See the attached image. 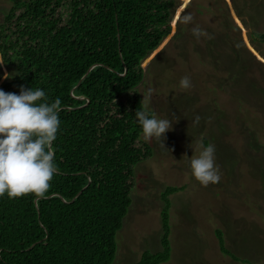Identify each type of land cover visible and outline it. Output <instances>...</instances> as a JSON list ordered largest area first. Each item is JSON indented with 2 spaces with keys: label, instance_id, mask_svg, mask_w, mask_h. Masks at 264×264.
<instances>
[{
  "label": "trees",
  "instance_id": "trees-1",
  "mask_svg": "<svg viewBox=\"0 0 264 264\" xmlns=\"http://www.w3.org/2000/svg\"><path fill=\"white\" fill-rule=\"evenodd\" d=\"M8 1L0 58L10 74L0 89H42L62 110L53 142L58 172L45 197H0V264H110L134 167L152 154L135 116L143 108L141 62L169 34L176 0ZM248 36L264 54V31ZM181 188L160 193V249L143 250L132 264L169 259L168 196ZM215 233L219 250L235 257Z\"/></svg>",
  "mask_w": 264,
  "mask_h": 264
},
{
  "label": "rangeland",
  "instance_id": "rangeland-1",
  "mask_svg": "<svg viewBox=\"0 0 264 264\" xmlns=\"http://www.w3.org/2000/svg\"><path fill=\"white\" fill-rule=\"evenodd\" d=\"M176 4L171 30L141 62L137 85L141 101L153 90L148 110L171 120L172 128L165 133L166 150L140 133L152 154L134 167L131 202L110 264H132L143 250L160 249V193L167 185L183 188L168 196L170 257L160 264H264V67L254 60L264 65V54L248 38L250 30L264 31V0ZM8 7L0 0V21ZM187 14L193 21L184 24ZM197 25L212 38L197 39ZM9 74L0 64V84ZM184 76L190 89L180 87ZM201 141L215 145L220 172L219 182L207 187L189 166ZM216 229L235 257L219 250Z\"/></svg>",
  "mask_w": 264,
  "mask_h": 264
},
{
  "label": "clouds",
  "instance_id": "clouds-1",
  "mask_svg": "<svg viewBox=\"0 0 264 264\" xmlns=\"http://www.w3.org/2000/svg\"><path fill=\"white\" fill-rule=\"evenodd\" d=\"M192 21L191 14L181 18L184 24ZM192 34L197 39L201 36L212 38L198 25L192 28ZM179 83L184 90L192 87L188 76L182 77ZM152 94L153 90L147 89L141 101L143 108L137 110L135 116L142 129L143 140H155L165 149V133L171 130L172 121L157 118L154 112H149ZM61 103L59 97L49 103L44 90L39 88L25 89L21 86L18 95L0 89V197L5 194L10 199L27 194H32L37 200L45 197L58 172L53 142L60 126ZM199 120L197 116L193 123L198 124ZM197 149L198 155L189 161L193 178L204 187L218 183L220 172L215 162V145L204 146L201 141Z\"/></svg>",
  "mask_w": 264,
  "mask_h": 264
}]
</instances>
